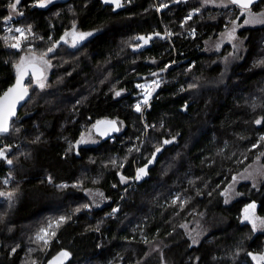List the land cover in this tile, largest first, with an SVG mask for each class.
Returning a JSON list of instances; mask_svg holds the SVG:
<instances>
[{
    "label": "trees",
    "instance_id": "1",
    "mask_svg": "<svg viewBox=\"0 0 264 264\" xmlns=\"http://www.w3.org/2000/svg\"><path fill=\"white\" fill-rule=\"evenodd\" d=\"M233 28L239 49L205 52ZM24 55L45 76L28 81L27 104L0 136V264H47L63 250L70 264L264 258V230L244 222L252 210L264 219V183L225 201L264 158V0H121L116 10L0 0V97ZM156 80L140 106L139 87ZM101 121L120 133L78 147Z\"/></svg>",
    "mask_w": 264,
    "mask_h": 264
},
{
    "label": "rangeland",
    "instance_id": "2",
    "mask_svg": "<svg viewBox=\"0 0 264 264\" xmlns=\"http://www.w3.org/2000/svg\"><path fill=\"white\" fill-rule=\"evenodd\" d=\"M201 1L204 7H210L214 5L224 6V5H229L231 2L230 0H201ZM227 45H232L235 47V49H239L238 47L239 41L237 39V31L235 28L227 31L218 39H213L208 41L206 43L205 52L208 54L220 53ZM25 56L27 55H24L23 58L21 59V62L18 64L19 68L20 65L23 64L30 65V63L35 64L32 63L35 61L39 62L38 58L34 56L31 55L27 57ZM23 68H21V70ZM159 87H160V83L158 80L140 86L139 88L143 93V99L142 102H140V106L143 104L145 105L148 104L151 98L157 92ZM99 143H100V138L96 136L94 130H91L88 133L84 134L81 140L77 143V146L78 147L93 146ZM242 183H250L254 186H258L261 183H264V158H259L251 167H249L242 174H240L235 178L234 182L225 193L226 205H231L240 197L241 194L239 193L238 189ZM244 222L252 225L256 231L264 230V219L259 218V216L253 210L249 211L245 215ZM189 235L192 238L193 243H197L201 238V235H199L197 232L194 231L190 232ZM255 262L257 264H264V258L255 257Z\"/></svg>",
    "mask_w": 264,
    "mask_h": 264
},
{
    "label": "water",
    "instance_id": "3",
    "mask_svg": "<svg viewBox=\"0 0 264 264\" xmlns=\"http://www.w3.org/2000/svg\"><path fill=\"white\" fill-rule=\"evenodd\" d=\"M121 0H102L105 6L118 9ZM240 7L251 9L263 0H230ZM44 4H40V7ZM60 44L57 47H60ZM45 76L44 69L39 64H30L24 67L14 85L0 97V136L5 135L10 127L11 121L19 115L22 108L30 98L27 83L30 79H42ZM121 129L117 122L101 121L94 127V133L101 140H108L120 133ZM4 156H0V159ZM72 254L66 250L60 251L53 256L47 264H70Z\"/></svg>",
    "mask_w": 264,
    "mask_h": 264
},
{
    "label": "flooded vegetation",
    "instance_id": "4",
    "mask_svg": "<svg viewBox=\"0 0 264 264\" xmlns=\"http://www.w3.org/2000/svg\"><path fill=\"white\" fill-rule=\"evenodd\" d=\"M72 38V42H68L70 45H75L77 42H79L83 37H76V36H71L70 39Z\"/></svg>",
    "mask_w": 264,
    "mask_h": 264
},
{
    "label": "built area",
    "instance_id": "5",
    "mask_svg": "<svg viewBox=\"0 0 264 264\" xmlns=\"http://www.w3.org/2000/svg\"><path fill=\"white\" fill-rule=\"evenodd\" d=\"M190 18L191 17H188L187 20H189ZM7 29H8V31H11L13 29V26H12L11 23L8 25ZM189 35L190 36H194L195 35V31L194 30L193 31H189ZM169 40H170V38H169Z\"/></svg>",
    "mask_w": 264,
    "mask_h": 264
}]
</instances>
